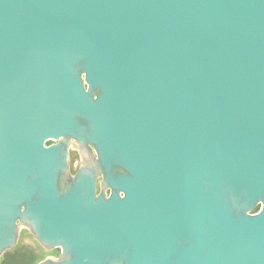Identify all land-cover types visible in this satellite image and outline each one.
Masks as SVG:
<instances>
[{
	"label": "water",
	"instance_id": "water-1",
	"mask_svg": "<svg viewBox=\"0 0 264 264\" xmlns=\"http://www.w3.org/2000/svg\"><path fill=\"white\" fill-rule=\"evenodd\" d=\"M264 264V0H0V264Z\"/></svg>",
	"mask_w": 264,
	"mask_h": 264
},
{
	"label": "rangeland",
	"instance_id": "rangeland-1",
	"mask_svg": "<svg viewBox=\"0 0 264 264\" xmlns=\"http://www.w3.org/2000/svg\"><path fill=\"white\" fill-rule=\"evenodd\" d=\"M16 251H25L32 258L31 264H35L43 255V250L35 239L28 233H24L16 249L11 250L10 254Z\"/></svg>",
	"mask_w": 264,
	"mask_h": 264
},
{
	"label": "trees",
	"instance_id": "trees-1",
	"mask_svg": "<svg viewBox=\"0 0 264 264\" xmlns=\"http://www.w3.org/2000/svg\"><path fill=\"white\" fill-rule=\"evenodd\" d=\"M32 258L25 251L6 253L2 264H31Z\"/></svg>",
	"mask_w": 264,
	"mask_h": 264
}]
</instances>
